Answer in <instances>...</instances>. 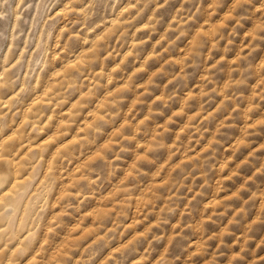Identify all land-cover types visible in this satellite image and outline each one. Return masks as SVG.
<instances>
[{"label": "rangeland", "instance_id": "374dc122", "mask_svg": "<svg viewBox=\"0 0 264 264\" xmlns=\"http://www.w3.org/2000/svg\"><path fill=\"white\" fill-rule=\"evenodd\" d=\"M0 156V264H264V0H0Z\"/></svg>", "mask_w": 264, "mask_h": 264}, {"label": "bare ground", "instance_id": "6f19581e", "mask_svg": "<svg viewBox=\"0 0 264 264\" xmlns=\"http://www.w3.org/2000/svg\"><path fill=\"white\" fill-rule=\"evenodd\" d=\"M70 7H72V6H69V8H70ZM60 9H61V11L63 12L64 10L67 9V6L62 7V8H60ZM78 9H80V8H78ZM63 15H64V14H63ZM63 17H64V16H63ZM112 18H113V19H111V21H109L111 25H113V22L115 21V18H114V17H112ZM109 20H110V19H109ZM75 57H78V56H75ZM70 61H71V60H70ZM30 145H31V144H30ZM27 147H28V146H27ZM54 148H55V147H54ZM5 156H6V155H5ZM5 156H4V157H5ZM7 156H8V155H7ZM7 156H6V157H7ZM2 157H3V155H2ZM0 158H1V156H0ZM7 158H8V157H7ZM9 159H10V158H9ZM12 161H13V159H12ZM12 161H11V162H12ZM14 161L16 162L15 159H14ZM15 162H14L13 165H15ZM11 167L14 168L13 166H11ZM12 172H13V171H12ZM13 173L15 174V171H14ZM13 177H15V176H13ZM13 177H12V178H13ZM14 179H15V178H13V180H14ZM10 183H12V179L10 180ZM9 186H10V185H9ZM7 188H10V187H7ZM6 190H7V189H6Z\"/></svg>", "mask_w": 264, "mask_h": 264}]
</instances>
